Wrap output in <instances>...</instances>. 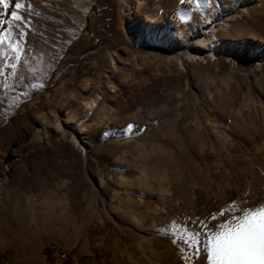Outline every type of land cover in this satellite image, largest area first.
Instances as JSON below:
<instances>
[{
	"label": "rangeland",
	"instance_id": "obj_1",
	"mask_svg": "<svg viewBox=\"0 0 264 264\" xmlns=\"http://www.w3.org/2000/svg\"><path fill=\"white\" fill-rule=\"evenodd\" d=\"M29 2L25 51L0 57V264H182L172 230L264 159V0Z\"/></svg>",
	"mask_w": 264,
	"mask_h": 264
},
{
	"label": "snow or ice",
	"instance_id": "obj_2",
	"mask_svg": "<svg viewBox=\"0 0 264 264\" xmlns=\"http://www.w3.org/2000/svg\"><path fill=\"white\" fill-rule=\"evenodd\" d=\"M32 10L29 0H0V57L20 60ZM187 18L181 16V20ZM4 63L8 65L9 60ZM16 67L11 63L12 69ZM132 128L128 124L125 134ZM191 225L172 230L171 243L177 246L182 264H264V184L250 187L219 211L192 220Z\"/></svg>",
	"mask_w": 264,
	"mask_h": 264
},
{
	"label": "bare ground",
	"instance_id": "obj_3",
	"mask_svg": "<svg viewBox=\"0 0 264 264\" xmlns=\"http://www.w3.org/2000/svg\"><path fill=\"white\" fill-rule=\"evenodd\" d=\"M142 1L143 0H137V4L138 5L141 4ZM43 3L46 4V2H43ZM229 20H230L229 18H226V19L222 20L219 23V27L222 28V29H225V30L229 29V26H230ZM169 24H170V22H166L165 24L162 25V28H164V29L167 30ZM207 24H208V22H207ZM213 26L216 27L214 24H213ZM202 29L203 30L200 33L201 34V37L197 41L198 43L195 44V45H193V46H191V52H187L184 55V58L179 60L182 68H185V63H184L185 61L184 60H189V61H192V62H196L198 60H205V57H209L210 55H213L214 56L213 51H214V48L216 46V40H217L216 31H217V27L209 35H207L209 29L207 28L206 25H202ZM205 35H207V37H205ZM159 36H160V33H158V37ZM262 61L263 62H261V64L264 63V58L262 59ZM227 95L228 96H232V93H229L228 92ZM213 101L214 100H212L210 98V102H209L210 105L208 104L209 105V111L210 112H212L214 110V108H215L214 105H213ZM93 102L94 101H91L90 103L88 102L87 105L89 106L91 104H94ZM73 140H74L75 143H78V139L77 138H75ZM232 145H233V141L230 140L229 143H228L229 148ZM83 149H84V146H83ZM192 161L195 162L194 164H199L198 158L193 157V160ZM257 163H258V166H259V173H258L257 177L255 178V180H253V182L251 183V185L249 186V188L250 187L255 188V187H258L260 184H264V174H262V173H264V159L261 158L260 160L257 161ZM249 188H247L246 190H248ZM233 193H234V191H233ZM100 222H101V224H103L104 221L102 220ZM191 227H192L191 223H186V224H182L179 227V229L191 228ZM121 232L124 233V234H126V235H128L129 238H130V240H133L134 242L135 241H142V243H144V246L146 248H148V249L149 248H152L154 246L153 240L151 238H145L144 236L143 237H141V236L136 237L137 235L135 234V232L133 230H127V231H121ZM115 234H117V233L115 232ZM180 243L182 245L183 242L181 241ZM60 262H61V257L59 255V257L57 258L56 264H60ZM43 264H45V263H43ZM101 264H106V260L105 259L102 260L101 261Z\"/></svg>",
	"mask_w": 264,
	"mask_h": 264
}]
</instances>
